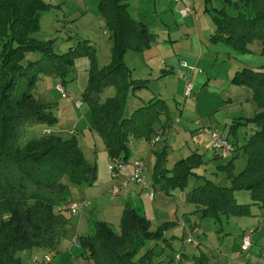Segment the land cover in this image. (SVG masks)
Segmentation results:
<instances>
[{
	"label": "trees",
	"instance_id": "trees-1",
	"mask_svg": "<svg viewBox=\"0 0 264 264\" xmlns=\"http://www.w3.org/2000/svg\"><path fill=\"white\" fill-rule=\"evenodd\" d=\"M228 1L236 12L215 9L216 30L211 38L241 52L259 39L264 53V0ZM48 7L44 0H0V264H29L18 254L23 249H56L70 223L65 177L74 184H92L97 179V165L87 159L75 135L64 139L46 134L21 145L28 124H53L57 118L33 94L41 75H54L65 85L75 79L71 70L76 57L94 55L82 100L91 107L90 126L103 138L111 159L128 161L131 137L150 141L164 129L159 124L167 107L162 97H153L124 115L127 92L145 88L149 81L133 77L125 54L149 47L157 37L146 22L133 17L128 0H99V13L106 19L113 43L111 61L101 68L91 43L79 48L86 43L80 40L68 51L57 52L52 39L39 36L41 15ZM32 51L40 52V58L25 63L26 54ZM231 81L248 87L257 106L248 120L258 128L242 147L246 167L237 174L226 168L229 183L221 185L195 172L203 163L200 154L193 153L167 168L164 153H159L153 171L154 182L166 193L185 188L191 176L204 178L192 189L191 201L203 217L213 218L217 224L223 216L252 215L253 205L264 207V70L243 67L234 72ZM108 86H115L117 94L103 100ZM238 191L249 192L252 202H239ZM170 225L165 222L151 230L148 216L139 207L126 204L120 230L108 221L96 220L92 233L80 236L78 243L93 264H135L134 256L146 241L164 239ZM148 254L151 259L154 249ZM192 264H207V258L195 256Z\"/></svg>",
	"mask_w": 264,
	"mask_h": 264
},
{
	"label": "rangeland",
	"instance_id": "rangeland-1",
	"mask_svg": "<svg viewBox=\"0 0 264 264\" xmlns=\"http://www.w3.org/2000/svg\"><path fill=\"white\" fill-rule=\"evenodd\" d=\"M44 1L49 4V7L41 15L40 37L52 39L53 47L57 52L68 51L80 40H85L86 43L79 44V48H84L88 42L89 44L91 42L95 51V60L100 68L111 61L108 50L110 37L108 38L109 34L104 35V31L109 29L106 19L99 13V0ZM222 1L198 0L197 13L194 17L176 16V19L172 16L166 17V12H170L178 4L175 0H161L160 2L157 0L156 7L153 3L150 7L146 5L145 18L149 20L150 28L159 34L151 49L149 67L144 65L146 61L142 60L140 65L133 69V77L140 76L149 79L148 87L138 92L135 91L136 93L131 89L127 92L124 115H130L135 108L153 96L162 97L167 107L158 123L168 125L163 129L162 136L155 145L146 139H141L139 143H136V139L131 137L129 141L131 154L128 160L132 162L136 159L131 160L133 156H137L142 151L147 153L146 180L150 187L155 189L157 198H160L161 202L158 201V203L165 206L161 217L152 213L154 219L151 220V230L157 229L164 221L169 222V218H174V212L178 213L179 221L173 227L171 225L167 232L170 245L167 244L168 240H147L134 256L135 264H192V261H189L194 258V255L202 254L208 257L210 264H264V207L253 205V214L243 217V221L238 223L234 220L229 222L225 218L222 224H217L212 218H201L199 213H190L191 211L183 213L184 206L191 203L190 192L196 186L197 181L191 179L185 188L172 189L173 195H171L163 191L159 184L154 186L155 182L151 178L156 152L167 149L166 167H172L182 156L188 157L199 135V127H209L204 124L207 122L215 124L214 115L218 117L225 114L226 104H231L230 96L234 97L235 104L231 109L250 104L246 98L251 94V90L246 86L233 84L231 81L237 69L251 67L264 70V53H262L259 39L252 41L249 45L250 49L246 52L234 50L223 41L210 40V35L216 28L210 13L213 7L221 5V7H226L230 13L236 12V7L233 10L228 0ZM205 6L210 8L206 11ZM151 8L157 9V15H153L152 10L149 12ZM162 20L167 24H164ZM40 56L41 53L38 51L28 52L24 62L28 63ZM93 56L83 54L76 57L71 70L75 79L68 78L69 80L64 85L70 95L68 97H63L58 91L57 86L62 83L61 79L58 80V77L54 75L40 76L37 86L33 89V94L42 102L47 103L57 118L53 124L45 122L28 124L20 141L22 146H26L31 140L46 135V130L64 139L75 135L81 150L89 161L97 165V179L92 184H74L69 181L68 177H65L69 183L70 198L75 202L89 200L90 205L79 214H68L70 223L67 227V234L56 249L48 251L52 264H93L91 259L81 253L83 249L76 245V239L92 233L90 226L93 220H109L108 222H112L116 230H120L122 215L115 216L116 201L119 202L125 195L132 192L133 197L140 198V204H142L141 198L145 199L150 194V189L135 182L124 186L119 195L113 194L112 189L117 179L110 175L109 160L106 155L108 151L103 138L90 129L91 107L87 103H84L82 107L76 106V100L83 98V92L89 82L90 70L94 62ZM181 59L185 60L190 67H196L197 71L191 73L190 68L181 64ZM166 69L168 70L165 75H162ZM198 70H203V72L200 73ZM186 74L191 76L195 86L191 97L184 96ZM116 94V87L108 86L103 91L102 99ZM212 113L215 114L211 116ZM247 125L251 129L257 128L252 121ZM248 128L240 126L234 132L244 131L246 133L245 130ZM180 131L181 137L178 135ZM234 132L231 138L235 136ZM164 136L166 137L163 138ZM134 146L136 149H133ZM236 197L239 202H252L247 191L236 192ZM166 198L173 201H167ZM133 203L136 204L135 201ZM139 207L144 213L143 207L140 205ZM80 215L84 220L81 231L78 233ZM158 222L161 223L158 224ZM245 228L247 230L243 233L242 229L245 230ZM245 234H250L254 241V246H251L252 249L250 248L249 251L250 255L242 252L241 242ZM74 236L76 239H73ZM188 239H191V242ZM69 245H73L72 250L77 252V255L71 250L67 252ZM39 248L41 247L23 249L18 254L29 264H40L34 259L36 253L43 255L44 250ZM151 248L154 249V254L150 259L151 254H145ZM32 252H34L33 255ZM183 252L186 256L183 255L182 260L178 261L177 255Z\"/></svg>",
	"mask_w": 264,
	"mask_h": 264
},
{
	"label": "crops",
	"instance_id": "crops-1",
	"mask_svg": "<svg viewBox=\"0 0 264 264\" xmlns=\"http://www.w3.org/2000/svg\"><path fill=\"white\" fill-rule=\"evenodd\" d=\"M161 0H159L160 2ZM218 1H222V0H218ZM232 1H237V0H232ZM129 2V9L131 11V14L133 15V17H135L136 19H139V20H143L144 22H146L149 27H150V22L149 20L147 21L145 18L146 14H145V10H146V5L148 7H150V4L153 3L154 7H156V2L157 0L155 1H149V0H128ZM175 2H178V4L176 6H174V8H172L169 11L166 12V17H169V16H172V18L176 19V16H179L180 18H184L181 13H180V9L183 7V3L181 1H176ZM187 3L189 6H191L192 8H194L196 10V4L198 3V0H187ZM223 3V1H222ZM210 7L208 6H205L204 7V10H208ZM221 8V5L219 7H213V10L210 12L211 15L213 14V12H215V9H220ZM152 10L153 12V15H157V9H149V12ZM196 13H197V10H196ZM152 15V16H153ZM196 15V14H195ZM191 17H194V16H191ZM188 18V17H187ZM212 18H213V15H212ZM163 21V20H162ZM164 24L166 23L165 21H163ZM214 22V20H213ZM167 24V23H166ZM214 25H215V22H214ZM180 26H183V25H180ZM216 27V25H215ZM216 30V28H215ZM156 31V30H155ZM157 32V31H156ZM215 32V31H214ZM109 34V35H108ZM157 34H159L157 32ZM213 34V33H212ZM211 34V35H212ZM104 35L107 36L108 35V38L110 37V32L109 30H105L104 31ZM211 35H210V40H212L213 42H218V41H221V40H213L211 38ZM158 38V36L156 37V39ZM155 39V41H156ZM153 41L152 44L141 50V51H133V50H130L128 51L126 54H125V62L126 64L133 70V69H136V67L138 65H140V61L142 60H145V64L144 65H147L149 67V58L151 57V49H152V46H153V43L155 42ZM91 43V42H90ZM92 44V43H91ZM112 39L110 38V40L108 41V50H109V60L111 59V47H112ZM250 45V44H249ZM232 47V46H231ZM233 48V47H232ZM261 48H262V44H261ZM202 49L204 50V48L202 47ZM234 49V48H233ZM235 50V49H234ZM208 54H206L207 56ZM108 56V57H109ZM205 56V57H206ZM204 57V59H205ZM106 61V59H105ZM181 64L186 67V68H190L192 70V67H190L185 60L181 59ZM97 63V66H99V63ZM110 62H108L109 64ZM184 63L187 64V66L184 65ZM104 65H107V64H104ZM152 66V64H151ZM150 66V67H151ZM151 69V68H150ZM168 69H166L165 71H163V74L162 75H165L166 71ZM194 71H197V70H194ZM194 71H191L194 72ZM200 73L203 72V70H198ZM72 74V72H71ZM133 75H134V71H133ZM187 75V74H186ZM140 76H136L135 78H139ZM148 79V78H147ZM58 80H60V78H58ZM62 84V83H61ZM234 84V83H233ZM237 85V84H236ZM242 86V85H240ZM148 87V86H147ZM66 88V87H65ZM146 88V87H145ZM195 88V86H194ZM143 89V88H142ZM59 91V90H58ZM140 90H137L136 92H138ZM60 92V91H59ZM135 92V93H136ZM251 93V92H250ZM63 96V95H62ZM153 97H157V96H153ZM151 97V98H153ZM149 98V99H151ZM230 101H231V104L227 105L226 104V111H225V114L224 115H220V116H216L214 115L215 113H212V115H214V123L213 122H207V123H204L205 125H208L209 127L213 128L214 130L220 132L221 134H223L224 136L228 137L236 146H237V151L236 152H232V151H218V152H213L211 149H210V145H211V136L209 133H206V132H199V135L197 137V139L195 140L194 142V145H193V148L191 149L192 150V153H198L201 155L202 157V164L199 166V167H196L195 168V172L198 173L199 175H202L204 178H207V179H210L212 180L213 182L217 183V184H221V185H227L229 183V179H228V170L226 168H228L230 171H232L233 174H237L239 172H241L247 165V155L244 153V150H243V145L248 141V139L250 138V136L257 130V128H248V123L250 122L248 120V118L252 117L255 113H256V110H257V106H256V103L255 101L252 99V94L248 95L247 96V100L250 104H244L242 105L241 107H233L231 109L232 106H235L234 104V97L233 96H230ZM78 100V99H77ZM253 101V103H252ZM233 103V104H232ZM77 106V105H76ZM78 107V106H77ZM169 123V122H168ZM161 125L165 128L167 125H165L164 123H161ZM240 126H247L248 130L246 129V133L243 131L242 133H236L234 132L235 129H239ZM257 126V125H256ZM246 128V127H245ZM90 129L92 131H94L91 126H90ZM244 129V127H243ZM235 133V136L233 138H231V135L232 133ZM73 133L75 134V132L73 131ZM179 137L182 136V133L181 131L179 132ZM166 136H164L163 138H165ZM135 139V138H134ZM141 139H136V143H139ZM136 146V144H135ZM133 147V149H136V147ZM159 153H164L165 155V158L167 160L168 158V151L167 149H164V150H161V151H157L156 152V159L157 157L159 156ZM131 154V152H130ZM189 154V155H191ZM107 159L110 161V156L109 154L107 153ZM130 157V156H129ZM147 157V153L142 151L141 153H138L137 156H133V159L135 158H142L144 161ZM182 158H184V156H182ZM180 158V159H182ZM186 158V157H185ZM88 159V157H87ZM179 159V160H180ZM89 160V159H88ZM130 161V160H128ZM91 162V161H90ZM109 163V162H108ZM146 165V163H145ZM155 166V165H154ZM174 166V165H173ZM172 166V167H173ZM146 167V166H145ZM172 167H168L167 168H172ZM154 171V169H153ZM152 178V181L154 182V174L151 176ZM203 178V179H204ZM114 179H117L115 180L114 182V186H116L117 184L121 185V183L124 181V176L123 175H120L119 177L117 178H114ZM191 179H194L196 182V185H198L199 183H201L203 181V179H200V180H197L196 177L194 176H191V178L189 179V182ZM224 181H226L224 183ZM136 183V182H135ZM130 184V183H129ZM129 184L127 186H129ZM154 186H156V183L153 184ZM113 186V187H114ZM138 186V185H136ZM126 187V186H125ZM122 188H124V186H121V191H122ZM162 189V188H161ZM175 189V188H174ZM163 191H165L164 189H162ZM87 191H89L87 189ZM120 191V193H121ZM172 191V189H171ZM170 193L168 192V194H171L173 195V193ZM119 193V194H120ZM118 194V195H119ZM191 196H192V190L190 192V201H191ZM143 203H141V200L140 198L136 197L134 198L133 195H132V192H130L129 194L125 195L122 200H120L119 202L116 201L117 203V206H116V211H115V216H118V215H122L123 213V210H124V207L126 204H130L132 206H136V207H139V205L141 207H143L144 209V213L148 216V218L150 220L154 219L153 217V212L158 216V217H161L160 215L164 212V209H165V206H162L160 203H158V201H160V198H156L154 200H152L149 196L147 198L144 199L141 198ZM69 200L70 201H74L70 198L69 196ZM167 201H170L172 202L173 200H169L168 198H166ZM135 201L136 204H134L133 202ZM161 202V201H160ZM164 202V200H163ZM140 208V207H139ZM86 209V208H85ZM176 209V208H175ZM174 209V210H175ZM187 211H191L190 213H199L201 218H205L202 216L201 212L197 211V205L195 203H193L191 201V203H189L188 205H185L184 208H183V213L185 214ZM83 212V211H81ZM79 212V213H81ZM78 213V214H79ZM250 216V215H249ZM243 217L245 216H230V217H226V216H223V220L226 218L228 219L229 222H232L234 220V222L238 223L240 221H243ZM210 218V217H209ZM169 222L172 223V227L174 226V224L178 221H179V217H178V213L177 212H174V218H169ZM213 219V218H212ZM83 217L82 215L79 216V223H80V227L78 229V233H80L81 231V228H82V222H83ZM214 220V219H213ZM96 221V220H93L92 223H91V229H92V226H93V222ZM109 221V220H107ZM112 221V220H111ZM164 221V220H163ZM161 221V222H163ZM152 222V221H151ZM161 222H158L161 223ZM166 221H164L163 223H165ZM215 222V220H214ZM223 222V221H222ZM112 223V222H110ZM184 223V222H183ZM182 223V225H184ZM216 223V222H215ZM152 224V223H151ZM157 224V225H158ZM222 224V223H221ZM187 225V224H186ZM171 226V225H170ZM248 227V226H247ZM253 227V226H252ZM255 229V228H254ZM247 230V228L242 229L243 233ZM169 231V229L166 231L165 233V238L164 239H161V240H158V241H162V240H168L167 238V232ZM73 239H76L75 236L73 237ZM243 240V238H242ZM253 240V239H252ZM78 242V239H76L75 243ZM147 242V241H146ZM168 245H170V240H168L167 242ZM77 245V244H76ZM241 245H242V242H241ZM79 248L80 246L77 245ZM254 246V241L252 243V247ZM72 247L73 245H69L68 246V249H67V252H69L70 250L72 252H75L74 250H72ZM251 247V249H252ZM39 249H43V255H48V251H51V250H46L44 248H39ZM262 250V249H261ZM260 250V251H261ZM71 252V253H72ZM34 252H32V255H33ZM82 253V252H81ZM42 253L38 254L36 253L35 256H37L40 260H43V258H41V255ZM261 254H262V251H261ZM75 255H77V252H75ZM183 255L186 256V253L183 252L182 253V258H183ZM204 255L206 258H207V264H210L209 260H208V257L205 255V254H202ZM250 255V254H249ZM34 256V257H35ZM43 256V257H44ZM49 256V255H48ZM72 256H73V253H72ZM195 256H199V255H194ZM263 256V255H262ZM50 257V256H49ZM264 257V256H263ZM51 258V257H50ZM178 260V259H177ZM179 261V260H178ZM193 261L190 260L189 262ZM231 264V263H229Z\"/></svg>",
	"mask_w": 264,
	"mask_h": 264
},
{
	"label": "built area",
	"instance_id": "built-area-1",
	"mask_svg": "<svg viewBox=\"0 0 264 264\" xmlns=\"http://www.w3.org/2000/svg\"><path fill=\"white\" fill-rule=\"evenodd\" d=\"M181 1L183 3V7L180 9V13L184 18L195 16L196 10L188 5L187 0H176ZM185 66H187L186 63H184ZM196 70V67H192V71ZM58 90L61 92L63 97L70 96L69 93H67L66 88L63 84H59L57 86ZM194 91V84L192 82V78L189 75H185V90H184V96L185 97H191ZM84 104V101L82 99L76 100V105L78 107H82ZM199 130L201 132L209 133L211 136V145L210 149L213 152L218 151H237V146L226 136L221 134L220 132L214 130L211 127L206 126H200ZM46 134H50V130H46ZM162 136V132L156 135L154 138H152L150 141L153 145H155ZM145 161L142 158H136L135 160L131 161H117L114 159H110L109 161V168H110V175L112 178H117L120 175L124 176V181L121 183V185H116L113 187L112 192L114 195H118L121 191V186H127L131 182H136L141 184L144 188L150 189L149 197L154 200L156 198V191L155 189L150 187V184L146 180L145 176ZM90 205L89 200H85L82 202H75L71 201L68 205V209L70 213L72 214H78L85 208H88ZM189 242H191V239H188ZM253 240L250 234H245L242 241V252L246 253V255H249L250 248L252 246ZM79 245V243H76ZM35 261H39L40 264H52V259L45 255L43 257V260H40L37 256L34 257ZM177 259L179 261L182 260V253L177 255Z\"/></svg>",
	"mask_w": 264,
	"mask_h": 264
}]
</instances>
